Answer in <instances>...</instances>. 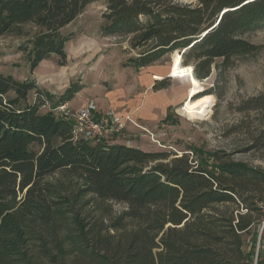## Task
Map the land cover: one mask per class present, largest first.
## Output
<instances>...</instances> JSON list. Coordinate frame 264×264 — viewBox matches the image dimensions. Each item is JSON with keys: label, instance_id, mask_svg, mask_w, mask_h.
Listing matches in <instances>:
<instances>
[{"label": "trees", "instance_id": "obj_1", "mask_svg": "<svg viewBox=\"0 0 264 264\" xmlns=\"http://www.w3.org/2000/svg\"><path fill=\"white\" fill-rule=\"evenodd\" d=\"M99 1L100 33L126 38L136 51L125 68H147L177 52L195 81L214 70L215 89L223 91L237 62L262 51L245 36L264 25V0H0V37L24 39L18 52L31 72L52 56L63 67L73 35L61 30ZM215 89L202 95L220 98ZM80 90L71 86L56 98L33 79L0 75V264H252L244 236L262 214L236 189L264 183V171L220 158L209 169L194 148L196 161L77 139L52 109ZM58 173L79 181L73 202L50 181ZM113 204L124 210L113 214ZM64 207L70 216L57 222ZM30 246L55 255L42 263L35 250L23 251Z\"/></svg>", "mask_w": 264, "mask_h": 264}, {"label": "rangeland", "instance_id": "obj_2", "mask_svg": "<svg viewBox=\"0 0 264 264\" xmlns=\"http://www.w3.org/2000/svg\"><path fill=\"white\" fill-rule=\"evenodd\" d=\"M179 2L186 4L192 1ZM104 11V1L92 3L73 23L61 30L63 35H73L65 46L67 59L63 67L58 66V58L52 56L31 72L25 56L18 52V46L24 39L0 37V75L17 81L33 79L40 89L56 98L71 86L81 87L71 101L63 104L71 114L93 102L101 112L112 110L125 118L122 130L101 141L124 144L145 152L175 155L170 159L189 154L190 159L196 161V156L189 149L194 148L212 168L216 159L220 158L224 162H240L264 171V114L259 107L264 104V25L245 36L249 42L261 46L262 51L254 58L237 62L227 74L223 91L215 89L214 70L208 79L202 82L194 80L195 92L199 93L194 99H204L209 104L210 113L205 118L189 120L180 113L189 80L170 78L174 53L147 68H125V61L136 51L130 49L128 39L106 37L100 33ZM24 30L30 34L34 32L31 26H26ZM158 83L165 84L166 88L155 90L154 86ZM211 89L222 92L220 98L214 94L202 95ZM32 99L30 95L29 101ZM54 114L63 115L58 109ZM214 155L215 161L212 158ZM50 181L59 194L73 202L79 181L65 173L56 174ZM236 190L243 196H251L254 202L264 201V183L241 185ZM68 208H62L57 222L67 221L70 215L65 209ZM73 208L76 210L74 205ZM123 210L122 205H112L113 214ZM262 219L263 215L258 216L255 226L244 236L243 251L248 252L251 246L254 249L252 264H264ZM37 237L41 238L39 234ZM32 244L37 246L38 243ZM46 248H40V253L33 246L23 251L30 255V250H35L39 261L47 263V258L54 256L55 251L49 246Z\"/></svg>", "mask_w": 264, "mask_h": 264}, {"label": "built area", "instance_id": "obj_3", "mask_svg": "<svg viewBox=\"0 0 264 264\" xmlns=\"http://www.w3.org/2000/svg\"><path fill=\"white\" fill-rule=\"evenodd\" d=\"M61 110L63 115L60 118L72 124V132L75 138L85 141L99 142L108 135L118 132L125 126V118L115 111L109 110L101 112L93 102L71 114L65 105H60L53 109V112ZM256 207L263 215L261 230H264V203H257Z\"/></svg>", "mask_w": 264, "mask_h": 264}, {"label": "bare ground", "instance_id": "obj_4", "mask_svg": "<svg viewBox=\"0 0 264 264\" xmlns=\"http://www.w3.org/2000/svg\"><path fill=\"white\" fill-rule=\"evenodd\" d=\"M169 73L170 78L174 80L185 78L189 80V86L186 90V100L180 109V113L189 120H198L207 117L210 113L209 104L204 99H193L195 89L192 68L181 65V56L177 52L172 55Z\"/></svg>", "mask_w": 264, "mask_h": 264}, {"label": "water", "instance_id": "obj_5", "mask_svg": "<svg viewBox=\"0 0 264 264\" xmlns=\"http://www.w3.org/2000/svg\"><path fill=\"white\" fill-rule=\"evenodd\" d=\"M198 98V97H197Z\"/></svg>", "mask_w": 264, "mask_h": 264}]
</instances>
